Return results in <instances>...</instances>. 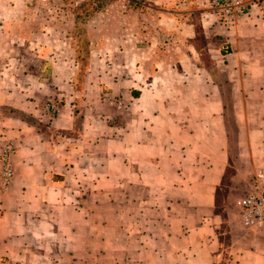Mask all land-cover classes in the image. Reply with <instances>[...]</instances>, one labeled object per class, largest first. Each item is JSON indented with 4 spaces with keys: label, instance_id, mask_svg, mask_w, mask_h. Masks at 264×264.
Masks as SVG:
<instances>
[{
    "label": "crops",
    "instance_id": "0c3cea01",
    "mask_svg": "<svg viewBox=\"0 0 264 264\" xmlns=\"http://www.w3.org/2000/svg\"><path fill=\"white\" fill-rule=\"evenodd\" d=\"M240 2L247 10L225 25L218 10L203 18L211 65L194 46L151 69L136 46L101 48L77 89L71 35L60 46L59 26L37 14L53 2L0 0V149L15 145L0 192V264L224 260L215 201L228 98L245 151L238 178L248 190L264 170V0ZM226 251L225 264H264V238L239 237Z\"/></svg>",
    "mask_w": 264,
    "mask_h": 264
},
{
    "label": "rangeland",
    "instance_id": "374dc122",
    "mask_svg": "<svg viewBox=\"0 0 264 264\" xmlns=\"http://www.w3.org/2000/svg\"><path fill=\"white\" fill-rule=\"evenodd\" d=\"M51 1L53 6L38 8L42 11L37 14L48 16L47 21H52L53 25L59 26L56 40L60 46L65 45L66 42L63 34L68 32L71 35L70 44L76 50L75 85L77 89L81 88L85 78H89V64L98 61L101 48L112 50L119 45L136 46L141 49L140 59L145 66L143 67L151 69L156 62L175 60L180 54L181 48L194 46L200 51L203 63L211 65L213 61L207 53V41L202 26L203 18L208 12L218 10L217 19L220 21L219 23L225 25L234 20L237 15H242L248 8L245 5L246 2L241 3L240 0ZM254 1L262 6V0ZM229 6L231 12L227 13L226 8ZM262 8L261 10L264 11V6ZM47 41L48 44H51V40ZM218 78L223 80L222 75ZM224 90L225 95L233 94L232 88L227 85ZM163 91L167 93L168 89L163 88L160 93ZM109 100L110 104L115 107L123 105L121 100L116 97ZM115 100L119 101L120 105L113 103ZM50 102H54L58 108L56 114L48 109L47 103ZM45 107L51 116L60 113V106L55 100H48ZM209 108L207 105L205 106V113ZM233 113L234 107L228 98V101L225 102V109H223L224 124L220 119L219 134L220 140L223 142L222 149L227 155V163L221 176L215 201V212L220 215L217 239L224 254L222 256L224 260L219 264L226 263V247L233 240H237L239 237L255 240L260 237L256 232L245 230L240 225L238 202L247 191V182L245 180L241 182L242 178H238L237 174L240 169L241 154L245 151L240 145L242 137L237 133V123ZM207 126L208 123L205 120L203 125L205 131ZM259 170L264 172L262 167L256 166L255 173Z\"/></svg>",
    "mask_w": 264,
    "mask_h": 264
},
{
    "label": "built area",
    "instance_id": "2783aa9c",
    "mask_svg": "<svg viewBox=\"0 0 264 264\" xmlns=\"http://www.w3.org/2000/svg\"><path fill=\"white\" fill-rule=\"evenodd\" d=\"M226 8V7H225ZM230 13V6L226 8ZM113 103L120 105L115 100ZM48 109L56 114L58 108L54 102L47 103ZM15 153L13 142H5L0 149V192L6 190L11 184L14 170L12 166V157ZM240 225L244 229L256 232L264 238V172L259 170L250 178V186L238 202Z\"/></svg>",
    "mask_w": 264,
    "mask_h": 264
}]
</instances>
